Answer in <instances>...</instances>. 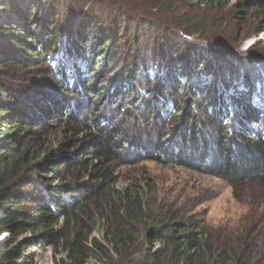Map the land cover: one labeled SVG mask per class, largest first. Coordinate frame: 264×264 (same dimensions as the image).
<instances>
[{
	"label": "trees",
	"instance_id": "trees-1",
	"mask_svg": "<svg viewBox=\"0 0 264 264\" xmlns=\"http://www.w3.org/2000/svg\"><path fill=\"white\" fill-rule=\"evenodd\" d=\"M45 1L31 0L33 12L0 0V20L37 23L45 10L41 36L0 24V264H32L11 246L25 232L33 236L22 244L65 254L56 264H109L112 254L122 264H264L247 253L254 246L216 242L172 211L153 213L136 188L115 187L117 168L147 150L231 185L264 181V124L250 128L264 120L253 102L255 89L264 93V53L247 56L219 31L228 21L210 17L244 18L246 3L68 0L63 19L60 0ZM77 15L98 23L90 38L80 32L83 45L71 33ZM60 52L82 61L69 62L70 82L47 60ZM97 222L103 239L92 236Z\"/></svg>",
	"mask_w": 264,
	"mask_h": 264
},
{
	"label": "rangeland",
	"instance_id": "rangeland-1",
	"mask_svg": "<svg viewBox=\"0 0 264 264\" xmlns=\"http://www.w3.org/2000/svg\"><path fill=\"white\" fill-rule=\"evenodd\" d=\"M240 1L246 3L240 13L241 15H239L241 17L247 13L244 18H239L240 20L238 16L229 18L230 14L225 9L211 13L210 17L211 19L216 17L228 21V25L223 24L224 27L220 28L219 31L224 35L231 36L230 39H237V47L242 51H247V56L264 53V12L259 11L260 8L263 9L264 0ZM229 2L234 3L236 1L230 0ZM17 3L23 10L32 9L33 12H36L37 4L31 3V0H17ZM45 3L46 1L42 0L43 6H45ZM195 3H198L197 0L191 1V4ZM59 6L63 14L61 18L64 19L69 10L68 0H60ZM106 6L116 12L118 11L117 7H112L109 2H106ZM203 8L204 5H200V11ZM123 12L129 11L124 9ZM200 13L203 14V12ZM44 14L45 10L41 12V20ZM41 20L26 25L16 15L6 14L0 20V24L13 27L17 31L19 30L18 32L21 34H26L27 29H29L41 36ZM87 21H91V25L86 27L81 23L80 15H77L73 23L71 33L74 41L79 45H83L80 32L83 36L88 37L98 31V23L95 19L89 20L87 18ZM242 22L243 24H241ZM63 38L61 37L59 40L60 48L65 44ZM101 56L96 58L98 64L102 62L103 57ZM47 60L59 70L69 72V76L67 75L69 82L73 74L69 62L82 64L80 58L74 53L65 55L60 52L58 55L47 57ZM241 88L244 89L241 84H238L237 89ZM253 102L256 110L259 112L264 111V93L262 94L258 89H255L253 91ZM132 110L134 116L138 117L136 109L132 108ZM261 115L259 114L257 117L259 118ZM260 120L259 118L258 123L250 124L252 131L259 130L260 123L264 124V120ZM133 125H137V122ZM142 131L143 136L146 138L153 136L150 129ZM166 148L167 150L177 151L171 146V142L167 143ZM181 151L183 153V148H181ZM146 154L149 157L141 154L142 157L136 161L127 165H120L117 168L116 188H126L130 191L136 188L153 213H157L158 209H163L165 212L172 211L174 215L181 216L184 221L191 222L204 229L208 234H211L216 242H235L234 245L238 246V242L244 241L249 245L248 247L252 248L254 246V250L249 249L247 253L252 252L256 254L255 258L261 256L264 259V181L249 180L244 184L231 185L222 178L210 175L205 171H195L180 166L170 156H165L162 161L160 159H163L164 155L161 152L147 150ZM32 236L31 232H25L13 237L11 245L12 248H18L22 252L32 254V264H56L58 258L65 256L63 253L55 255L51 247L42 248L38 244H31L30 246L22 244L24 240H28ZM92 236L103 239L100 222L96 223ZM144 239L143 236L142 240ZM158 246L159 243L155 242L151 246L147 244L146 248L155 249ZM256 247L257 251L255 250ZM85 264H99V261L97 257L92 256ZM109 264L122 263L117 255L112 254Z\"/></svg>",
	"mask_w": 264,
	"mask_h": 264
}]
</instances>
